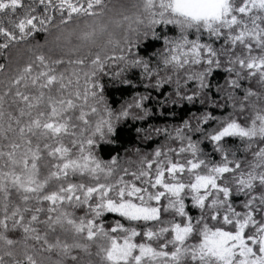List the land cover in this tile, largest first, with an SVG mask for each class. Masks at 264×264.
<instances>
[{"label":"snow or ice","instance_id":"6c2138e0","mask_svg":"<svg viewBox=\"0 0 264 264\" xmlns=\"http://www.w3.org/2000/svg\"><path fill=\"white\" fill-rule=\"evenodd\" d=\"M110 3L0 0V50L45 33L63 53L29 48L0 91V264H264V0ZM117 30L160 42L127 60L153 88L212 109L125 164L100 155L129 116L100 80L126 60L107 54Z\"/></svg>","mask_w":264,"mask_h":264},{"label":"trees","instance_id":"16d2710c","mask_svg":"<svg viewBox=\"0 0 264 264\" xmlns=\"http://www.w3.org/2000/svg\"><path fill=\"white\" fill-rule=\"evenodd\" d=\"M135 0H111L110 7L115 5L120 7L123 5L131 14V5ZM82 26V25H81ZM56 33L55 29L51 30ZM168 31V29H165ZM124 37H127L137 48L132 52H128L127 45L124 43ZM116 39L120 40L119 47L114 45L108 46V55H121L126 57V60L108 61L105 71L107 75L101 74L100 80L105 85L104 97L107 107L114 113L127 109L129 116L122 118L117 122V127L120 130L119 138L110 144H105L100 152L101 158L105 161L112 157H117L121 164H125L129 160H136L137 150L143 153H152L158 147H165L171 143L164 135L157 134L155 129L168 128L172 131L179 126L183 120L191 119L193 114L201 115L205 111H212L211 107H205L196 101L189 103L181 100L175 94L177 85L175 83L165 84L163 87L153 88L154 80H149L147 74L142 68H131L127 66V60H130L134 55H139L144 59L152 56L154 53L162 51L159 41L149 38L138 39L136 33L126 30H117ZM29 48L52 55L53 58L62 55L63 53L56 47L54 35L41 33L35 38H30L23 46H18L11 50H0V63L6 65L4 72L0 73V91L3 90L8 78L15 74L17 67L21 66L31 55ZM115 49L113 52L112 49ZM121 49H125L121 52ZM52 50V51H50ZM154 66V65H153ZM119 73V75H115ZM229 76L224 71H218L212 80L213 87L217 84H225V79ZM125 81H130L126 83ZM254 86L257 89L259 85H255L253 81L251 85L246 84L245 87ZM189 87L195 90L196 83L192 82ZM149 97L143 101L142 108H136L135 105L141 97ZM175 100L174 104L172 101ZM131 105L132 107H128ZM226 111H216L214 114L217 117L227 115ZM150 137L145 139V137ZM205 149L209 145L205 144ZM195 214V212H194ZM13 238L19 239L20 232L10 233Z\"/></svg>","mask_w":264,"mask_h":264}]
</instances>
